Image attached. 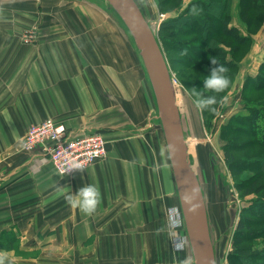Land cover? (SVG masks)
<instances>
[{"label": "crops", "instance_id": "obj_1", "mask_svg": "<svg viewBox=\"0 0 264 264\" xmlns=\"http://www.w3.org/2000/svg\"><path fill=\"white\" fill-rule=\"evenodd\" d=\"M34 1L36 7L41 2L61 4L67 0ZM73 1L93 10L40 12L20 7V11L0 15V211H11L5 208L11 197L23 196L28 202L31 196L39 206L46 195H51L56 204L61 199L62 187L76 192L87 183L95 184L101 193L95 211L86 214L68 200L66 218L70 228L68 231L62 228L60 232L55 228L53 236L63 237L68 233L65 243L94 244L96 255H88L91 260H115L121 258L119 252L125 256L127 250L130 255L125 259L134 260L132 264H193L183 223L180 229L173 230L170 222L165 221L167 192L156 209L151 203L146 209L148 218L153 210L158 218L160 210L159 236L157 224L141 228L144 224L141 208L132 202L135 181H138L136 196H140L139 181L148 158L141 157L139 150L136 156L124 150L127 145L121 140L126 133L124 94L129 92L130 101H134L136 120L143 111L142 98L150 97L154 103L139 56L125 29L111 13L93 0ZM136 2L149 24L159 16L153 0ZM171 17L174 15L163 14L159 19ZM31 23L38 26L37 40L23 43L17 33H21L24 24ZM120 95L124 96L122 103L118 102ZM46 118L63 122L72 137L99 132L106 141L105 157L85 169L61 175L40 149L24 151L23 134L30 125ZM126 198L129 204L122 205ZM124 211L128 214L122 223L120 217ZM123 224L128 228L126 232ZM167 233L182 238L183 249L177 250L172 245V249L164 252L162 244L168 240Z\"/></svg>", "mask_w": 264, "mask_h": 264}, {"label": "rangeland", "instance_id": "obj_2", "mask_svg": "<svg viewBox=\"0 0 264 264\" xmlns=\"http://www.w3.org/2000/svg\"><path fill=\"white\" fill-rule=\"evenodd\" d=\"M23 1L25 0H0V15L20 11V7L26 8L25 10L28 11L40 12H61L65 10L86 12L93 10L73 0H67L61 4L59 2L53 4L43 2L41 4V2L36 7L34 0ZM153 1L159 16L151 20L150 24L161 45L176 83V93L179 95L178 101L180 102V107L182 106L181 112L186 141L196 162L195 168L207 206L216 262L217 264H238L234 261H229L227 258L229 249L231 251L234 246L233 231L237 222L238 211L242 206L248 204L251 197L264 194L262 191L254 193V188L258 184H264V173L256 176V183L251 188L249 185L243 188L238 187V182H244L248 178L257 175L258 170H245L235 174V171L230 169L229 164L225 160V150L227 148L223 145L226 140H234L236 148H230L231 152H229L233 154L235 160L242 157L257 158L264 153V150L255 145L252 142L253 138L248 134H224V130H226L225 126L231 117L238 116L244 111L243 97L251 99L264 98V89L252 90L250 86L245 90L243 89L245 78L256 75L259 71V64L264 60V3L261 5L256 4L255 8H249L247 18L251 19V25H248L247 21L242 17L241 0H206V2L212 1L213 4L210 8L211 11L207 10V12L195 3L190 4L193 0H190L187 4L184 3L186 0ZM262 1L264 2V0ZM104 10L106 11V9ZM182 12L185 16L179 17L183 18L181 20L177 18L180 22L175 24L179 23L180 27L183 25L181 27L182 30L171 28L173 24H165L163 26L162 21L165 18L159 19L163 14L174 15L175 17L181 16L180 13ZM218 13H221V18L217 16ZM189 14L205 17L207 28L213 34L209 39L203 40L199 31H195L187 25L186 22L189 20L185 17ZM224 18H227V26H237L242 34L250 36V39L240 45L235 52L232 49L236 44L235 41L220 32L221 22ZM37 29L38 26L36 24H24L23 30L17 35L24 43L25 33L28 32L31 37H34L32 41L28 42L31 43L37 40L39 34ZM165 38H170L171 41L180 40L184 44L182 47L186 49L187 53L191 54L192 49L202 51V56L197 57L193 64H189L185 62V57L181 51L175 49L178 46L174 47L167 44ZM211 41H214L216 47H221L225 50L227 59L231 57L236 61L234 66L227 67V74L231 81L230 85L218 93H211L203 89L204 77L210 74L212 67H215L210 60L211 55L208 49ZM129 81L132 82L131 77H129ZM191 88L205 91L206 94L216 95L218 102L213 106L216 111L213 112L209 109L198 110L189 95ZM141 91H143V86H141ZM124 96L123 108L125 113L123 126L126 133L123 138L121 137L122 142L124 141L127 144L124 146V150L126 153L135 156L138 155L137 152L139 150L141 157L148 158L147 164L142 168L144 174L141 177V181H139L140 196H136L138 181H135L134 193L132 191V202L141 208V220L144 222L141 228L148 229L151 224H157V234L159 236L160 232H162L160 231V226L162 225L160 210L158 218L155 217V210L152 211L151 217L148 218L146 209L150 203L156 209V205L158 204L159 206V201L163 202L165 192H167L165 209L168 215L165 213V221L169 223L174 216H178L181 221L177 211L179 206L173 177L170 180L169 159L165 150L166 145L160 122L154 118L156 107L154 103L152 104L150 97L147 99L142 98L143 101L140 106L143 111H141V117L136 120L133 117V111H136L134 101H130L129 92H125ZM124 96L120 95L119 103L120 100L121 103L123 102L122 98ZM118 106L122 109V105ZM135 127L137 129H133ZM138 139L141 140L137 141ZM47 162L51 163L50 161ZM244 189H246L245 192L250 193L244 194ZM60 194L61 199L56 204L51 200V195H46L39 206L31 196L28 198V202H25L23 196L8 199V204L5 208L11 209V211H0V225L4 222L7 224V227H0V251L2 252L0 254L2 257L0 264H132L134 262V260L125 259L126 255H130L127 250L125 256L123 252H119L121 258L115 260H91L88 255L93 253L96 255L94 244L89 243V241L81 246L65 243L64 241L69 239L68 233L63 237L59 234L53 236L52 233L55 228H58L59 232L62 228L67 231L70 228L68 226L69 221L66 218L69 208L67 188L62 187ZM10 199L13 200V203H10ZM128 200L126 198V203L122 201V205H128ZM127 214L125 211L122 212L121 220L119 219L122 223L127 219ZM181 223L173 227V230L180 229ZM123 225V230L126 232L128 228L125 224ZM263 227L264 223L250 225L246 228L250 232L253 229ZM43 232L44 234H42ZM43 238L45 242L42 243L41 240ZM176 238L177 236L174 234H168V240H163L162 250L167 252L170 248L172 249ZM263 243L264 235L260 238H251L246 241L240 240L238 247L244 249L246 246L253 245L254 247L262 248ZM83 256H85V259L82 258Z\"/></svg>", "mask_w": 264, "mask_h": 264}, {"label": "water", "instance_id": "obj_3", "mask_svg": "<svg viewBox=\"0 0 264 264\" xmlns=\"http://www.w3.org/2000/svg\"><path fill=\"white\" fill-rule=\"evenodd\" d=\"M125 29L147 76L161 125L193 264H217L204 193L184 133L176 83L164 52L136 0H93Z\"/></svg>", "mask_w": 264, "mask_h": 264}, {"label": "trees", "instance_id": "obj_4", "mask_svg": "<svg viewBox=\"0 0 264 264\" xmlns=\"http://www.w3.org/2000/svg\"><path fill=\"white\" fill-rule=\"evenodd\" d=\"M259 1V2H257ZM197 4L203 8L205 12L207 10L211 11L212 1L206 0H193L190 4ZM264 2L262 0H241L240 6L242 17L247 21L248 25H251V19L247 18V13L249 8H255L256 4L261 5ZM189 4V5H190ZM180 15L168 18L162 21L163 26L173 24L171 28L176 30H182V26L177 22H180L179 18L185 16L182 13ZM221 13H218L217 16L221 18ZM179 18L180 20H178ZM185 18L189 20L187 25L194 29L195 31H199L202 35L203 40L209 39L213 34L207 28L205 17H200L196 15H188ZM242 18V19H243ZM178 20V21H177ZM190 30V29H189ZM220 32L228 37H231L235 41V45L233 46V52L237 51L239 46L244 44L250 39V36L247 34H242L237 26H227V18L222 19ZM167 44L171 46H178L175 48L184 55L185 62L189 64H193L195 59L199 56H202V51H196L191 49V54L186 52V49L183 48L184 44L179 41H171L170 38H165ZM185 43V42H184ZM209 43V42H208ZM210 55L217 56L221 63L228 66H234L235 60L230 58H226V52L221 47H216L214 41L210 42L209 46ZM211 60V59H210ZM264 60L259 64V71L254 76L246 77L243 84V89L245 90L250 86L252 90H260L264 89ZM243 110L238 116L231 117L229 122L226 124L224 130V134L231 133H245L253 138V143L264 150V98L261 99H251L249 97H243ZM223 132V130H222ZM226 132V133H225ZM226 146L225 150V160L229 164L230 169L234 170L235 174L243 172L245 170H254L257 169V175H254L248 178L244 182H238V187H245L249 185L251 188L256 183V176L260 173H264V153L261 154L257 158L249 159L248 157H242L238 160H235L233 154L230 153L229 150L236 148V144L234 145V140L229 139L225 141ZM238 147V146H237ZM230 151V152H229ZM259 178V177H258ZM254 193L262 191L264 192V184H258L254 188ZM244 194H249L250 192H245L246 189L243 190ZM246 214V215H245ZM248 214V215H247ZM264 223V194H259L256 197H251L247 205L242 206V208L238 211L237 222L235 224V229L233 231V248L228 252V260L234 261L238 264H264V243L261 247H254L253 245L246 246V248L241 249L238 247V243L240 240H248L251 238H260L264 235V227L253 229L249 232L248 226L250 225H258ZM217 263V262H216Z\"/></svg>", "mask_w": 264, "mask_h": 264}, {"label": "built area", "instance_id": "obj_5", "mask_svg": "<svg viewBox=\"0 0 264 264\" xmlns=\"http://www.w3.org/2000/svg\"><path fill=\"white\" fill-rule=\"evenodd\" d=\"M33 39L28 32L25 33L26 43ZM105 143L97 131L72 137L63 122L46 118L27 128L21 140V148L27 152L40 149L59 174L70 175L105 157Z\"/></svg>", "mask_w": 264, "mask_h": 264}, {"label": "clouds", "instance_id": "obj_6", "mask_svg": "<svg viewBox=\"0 0 264 264\" xmlns=\"http://www.w3.org/2000/svg\"><path fill=\"white\" fill-rule=\"evenodd\" d=\"M211 62L215 67H212L210 74L206 75L203 79V89L211 93H218L223 91L230 85V77L227 74L228 68L225 64L221 63L217 56H212ZM189 95L192 97V102L195 107L204 111L209 109L213 112L216 108L213 107L217 104V96L213 94H206L205 91H201L196 88H191ZM68 189V200L76 207L82 209L86 214H91L95 211L97 205L101 200V193L99 188L95 184L87 183L80 187L76 192H72ZM181 223L178 216H174L170 220V227H176ZM174 247L177 250L183 249L184 241L182 238L177 237L174 241Z\"/></svg>", "mask_w": 264, "mask_h": 264}, {"label": "bare ground", "instance_id": "obj_7", "mask_svg": "<svg viewBox=\"0 0 264 264\" xmlns=\"http://www.w3.org/2000/svg\"><path fill=\"white\" fill-rule=\"evenodd\" d=\"M144 11V10H143ZM178 90V89H177ZM178 99H179V95L177 94V103H178V105L180 106V102L178 101ZM181 109H182V106L180 107ZM187 140V139H186ZM189 146V145H188ZM189 151V153L191 154V152H190V150H188ZM192 158H193V156H192ZM195 164H196V162H195V160H194V158H193V167H194V169L196 170V168H195ZM177 211L179 212V215H180V218H181V221H182V217H181V212H180V209H177ZM183 223V222H182Z\"/></svg>", "mask_w": 264, "mask_h": 264}]
</instances>
